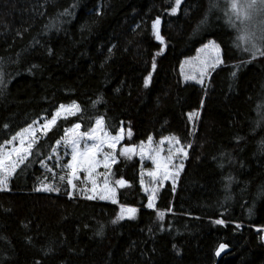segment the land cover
Masks as SVG:
<instances>
[{"label":"trees","instance_id":"trees-1","mask_svg":"<svg viewBox=\"0 0 264 264\" xmlns=\"http://www.w3.org/2000/svg\"><path fill=\"white\" fill-rule=\"evenodd\" d=\"M231 3L182 0L171 15L175 0H0V146L61 105L80 109L40 136L0 192V264H264V56L238 42ZM157 18L164 45L152 31ZM210 41L222 66L207 88L185 82L184 61ZM97 118L112 135L131 131L135 145L170 136L191 145L177 187L159 191L155 210L138 160L113 169L128 185L116 204L74 195L60 180L58 192L35 191L53 181L45 166L65 130L87 131ZM121 206L136 208L135 218L113 224ZM220 244L230 248L222 257Z\"/></svg>","mask_w":264,"mask_h":264},{"label":"snow or ice","instance_id":"snow-or-ice-1","mask_svg":"<svg viewBox=\"0 0 264 264\" xmlns=\"http://www.w3.org/2000/svg\"><path fill=\"white\" fill-rule=\"evenodd\" d=\"M182 0H175V6L171 8V15H176ZM246 8L251 9L253 4L247 3L245 0ZM215 7V5H213ZM245 16L248 15L245 7L239 5L236 0H232L230 5V12L226 13L229 15L232 20L233 27L236 29L238 35L237 40L240 43L245 45V50L250 52L252 58L255 59L257 55L264 56V46H258L255 43H251L254 37L247 33L246 31H241V28L238 27V24L241 23V14ZM69 13L66 11L62 15H68ZM160 24L161 20L159 18L155 19L152 23V31L155 36V39L161 44L164 45L165 41L160 35ZM49 29L52 27H57L54 23H50L48 26ZM199 27V26H198ZM250 45V46H249ZM115 47V45H113ZM157 53V55L162 54ZM202 55L195 58L193 61L188 62L189 71L187 73L183 72L185 81H195V83L203 85L204 78L208 74L209 69H215L221 63H223L220 56V47L215 42H209L205 44L200 50ZM111 52V49H109ZM33 68H36L37 65H33ZM153 71L156 69V63L152 64ZM233 76H235V72H233ZM151 80V76H148L144 80V86L147 88L149 82ZM4 74L0 71V85H4ZM101 100L98 99L95 103H100ZM79 105L73 104L68 108H65L64 105L60 106V109L55 112L52 119L42 125L44 130H49L55 123L57 117H60L62 113L67 112L70 115H75L78 112ZM194 114H189V120H192ZM264 119V117H262ZM34 129L31 125L28 128L23 129L18 132L16 135L12 136L11 140L7 141V143H12L13 141L19 139L20 147H13L11 151L5 152L2 148H0V192L8 191V182L12 175L16 172L17 168L20 165L24 164L25 161H28L29 156L32 154V147L35 141L29 140L26 144L25 136H31L34 134ZM128 136L131 137V131L128 132ZM123 139V129L120 130V134L112 135L109 130L105 128V121L102 118H97L95 120V125L90 126L87 131H81V124L75 123L73 127L66 129L64 133V146L66 150H70L71 160L67 163L66 167L68 170L67 174V185L73 190L76 189L75 180L79 179L78 173L85 172L87 173L88 181L91 183L92 195H85V199L93 200L99 198L100 200H110L111 203L116 204V193L118 187H127L128 185L123 179H117L114 182L110 179L111 176V168L117 163V157L115 155L117 145ZM240 139L239 137L237 138ZM91 141V143H89ZM152 137L148 138V145L144 144L140 145L139 154L141 158L144 157L147 152L149 158L152 160V163L155 165V170L147 173L148 176L152 178L153 185L160 184L162 181L171 178L173 180L172 188L175 189V178L179 176L180 171L183 169V160L187 159L188 152L185 150L184 146H181V141L175 136L162 139L160 144H164L167 142L169 144L168 155L165 158H161L162 149L157 147H152ZM60 142L57 141V144ZM187 147H191L189 144ZM108 148L111 151L105 152L104 149ZM262 150H264V146H262ZM136 149L132 147H125L121 150L120 155L130 158L131 155L135 154ZM102 157V158H98ZM179 159V163H173L174 160ZM43 163V162H41ZM223 167V163L219 165ZM99 167H103L106 170L104 175V179L102 184H97L96 179V170ZM51 171V169H48ZM60 181L63 182L65 180V176L59 177ZM113 183L115 186H113ZM232 183V177L229 175L226 177L225 189L226 191L230 187ZM141 186L144 187V181L141 179ZM35 191H43V192H51V191H60L59 187H54L52 184H44L41 187L35 188ZM144 191L148 193V202L147 207L149 209L155 210V200L156 194L158 192V187H144ZM261 194H264V189L261 190ZM69 198H72V193H68ZM230 195L226 196V199H230ZM255 208V204H253L252 208H249V216L253 215V209ZM137 212L136 208L132 207H123L120 208V213L117 218L112 221L113 224L118 223L122 219H134L135 214ZM156 216L158 220H163L165 216V212L160 210L156 211ZM216 224H223V220L214 221ZM237 228H240V225H236ZM163 230V229H162ZM257 231H264V229H257ZM98 234H102L101 232ZM264 240V237H261ZM224 244L219 245V249L216 252V255L219 256L220 252L225 249ZM177 254H179L177 252Z\"/></svg>","mask_w":264,"mask_h":264},{"label":"rangeland","instance_id":"rangeland-1","mask_svg":"<svg viewBox=\"0 0 264 264\" xmlns=\"http://www.w3.org/2000/svg\"><path fill=\"white\" fill-rule=\"evenodd\" d=\"M236 2L239 5H241L242 7H245V10L248 13L247 16H245L243 13H242V16H241V20H242L241 21L242 22L241 23V27H242L243 31H246L247 33L251 34L254 37V39L251 41V43H255V44H257L259 46L261 44L260 43V40L264 36V0H247V3L253 4V7L251 9H247L246 8L245 0H236ZM199 50H198L197 54L195 55V57H193L191 59H187L186 61H184L183 65H182L183 72L184 73H187L189 71L188 62L189 61H193V60H195L196 57L202 55ZM220 56H221V59H222L221 49H220ZM222 61H223V59H222ZM222 64L223 63H221L215 69H209L208 74L204 78L203 85L197 84V83H195V81H187V83H194V84H197L200 87L207 88L208 87L209 80L211 78V75L213 74V72L216 69H219L222 66ZM181 73H182V69H181ZM182 77L184 79V74H182ZM184 81H185V79H184ZM68 107L69 106H66L65 108H68ZM77 113L78 112H76V114ZM200 115H201V113H194L193 118L191 120L192 127L197 128V125H198L199 119H200ZM71 116H74V115H70L67 112H64V113L61 114L60 117H57L56 122L58 120H60V119L68 118V117H71ZM48 121H50V120H42V121L36 122V123H34L32 125V127H33V129L35 131H34V134L33 135H31V136H27L26 135L25 136V142H26V144H27V142L29 140L35 141V143H36L39 140L40 136H42L43 134L47 133L55 125L54 124L47 131L44 130L43 127H42V125L44 123L48 122ZM128 132L129 131L123 130V139L117 145L116 152H115V155L117 157V163H115L112 166L111 170H110L111 171L110 179L113 182L115 180H117V178L115 177V174L113 173V169L121 161H134V160H138L140 162V164H141V179H143V181H144V187H152V186L158 187V192L156 194V200H155V205H156L157 197H158L157 195H158L159 191L161 189H163L166 186V184H168V183L173 184V180L171 178H169L167 180L162 181V183H160V184L153 185L152 178L150 176H148L147 173L150 172V171H154L155 170V165L152 163V160L149 158V155H148L147 152L145 153L144 157L141 158V156L139 154L140 145L141 144H139V145L133 144L131 142L132 134H131V137H129L128 136ZM119 134H120V132H119ZM166 138H169V137H166ZM166 138H164V139L166 140ZM161 140L155 141L154 139H152V141H153L152 142V147L155 148V147L159 146L162 149V151H161V158H165L168 155L169 144L167 142H165L164 144L161 145L160 144V141ZM63 141H64V138H63L62 142H60L59 144H57L56 149L54 151V158H53L52 162H50L49 165H46L45 166V168L47 170L48 169H51V171H48V172L51 173L52 180H53L52 182H48L47 184H52L53 186L55 185L54 182L56 180H60L59 179L60 176H65V180L64 181L67 182L68 170H67L66 165H67V163L70 162L71 155H70V150H66ZM89 143H91V141H89ZM34 144H33V146H34ZM142 144H144L145 146H147L148 145V141L145 142V143H142ZM181 146H184V145H182V143H181ZM13 147H17V148L20 147L19 139L13 141L10 144L9 143H6L3 146H0V148H2L5 152L11 151V149ZM125 147L135 148L136 149L135 154L131 155L130 158L121 156L120 155V152ZM184 148L188 152V157H187V159H184L183 160V169H182V171H180L179 176H177L175 178V187H177V185H178L180 176H181V174H182V172H183V170L185 168L186 162H187V160L189 158V155H190V149H191V147L184 146ZM104 151L105 152H109L111 150L108 149V148H105ZM98 158H102V157H98ZM173 163H179V159L174 160ZM52 167H57V168L54 169ZM105 173H106V170L103 167L97 168L95 175H96V179H97V184L98 185L99 184H102V181L104 179ZM78 176H79V179H77V180L74 181V183L76 184L77 187H76L75 190H73L71 188V191L74 193V195L77 194V195H82L84 197H85V195H92V192H91L92 185L88 181L87 173H85V172H79L78 173ZM141 179H140V186H141ZM113 186H115L114 183H113ZM144 187L141 186V188L143 190V193L148 197L149 194L144 191ZM118 190H119V187L117 188L116 199H117ZM94 200H100V199L97 198V199H93V201ZM100 201H102V202H111L110 200H100ZM262 237H264V231H262ZM263 242H264V240H263Z\"/></svg>","mask_w":264,"mask_h":264},{"label":"water","instance_id":"water-1","mask_svg":"<svg viewBox=\"0 0 264 264\" xmlns=\"http://www.w3.org/2000/svg\"><path fill=\"white\" fill-rule=\"evenodd\" d=\"M225 246H226L225 249L220 252L219 257L224 256L225 254H227L230 251V248L227 245H225Z\"/></svg>","mask_w":264,"mask_h":264}]
</instances>
